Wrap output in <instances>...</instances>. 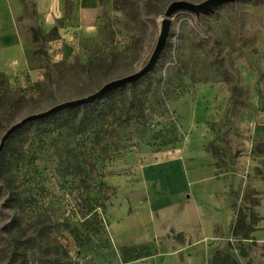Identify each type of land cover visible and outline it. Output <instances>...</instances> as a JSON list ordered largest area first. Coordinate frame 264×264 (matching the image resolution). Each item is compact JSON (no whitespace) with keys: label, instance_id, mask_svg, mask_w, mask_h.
Returning <instances> with one entry per match:
<instances>
[{"label":"rangeland","instance_id":"obj_1","mask_svg":"<svg viewBox=\"0 0 264 264\" xmlns=\"http://www.w3.org/2000/svg\"><path fill=\"white\" fill-rule=\"evenodd\" d=\"M172 1L99 0L98 12L72 34L64 57L51 37L32 42L35 17L25 3L19 29L30 47L10 71L0 70V138L27 115L85 97L142 68ZM173 19L165 52L148 81L138 89L127 87L112 101L118 108L136 91L157 86L164 109L150 98L151 128L115 126L110 117V136L76 137L71 129L51 132L50 120L31 123L15 137L18 154L0 165V264H169L165 256L155 258L152 243L129 244L126 234L114 237L110 228L124 225L134 205L155 194L147 158L182 148L191 103L212 96L223 97L226 112L225 122L210 126L212 139L203 147L213 175L224 183L216 197L229 205V211L225 204L221 210L228 226L223 250L235 249L241 258L240 252L253 246L231 234L239 211L261 220L262 194L255 184L264 181V162L253 153L258 143L247 132L264 111V0H242L199 20L185 13ZM42 131L48 134L37 138ZM166 235L184 243L181 233Z\"/></svg>","mask_w":264,"mask_h":264},{"label":"crops","instance_id":"obj_2","mask_svg":"<svg viewBox=\"0 0 264 264\" xmlns=\"http://www.w3.org/2000/svg\"><path fill=\"white\" fill-rule=\"evenodd\" d=\"M27 2L35 13V28L49 33L57 21H63L58 28L60 39L51 44L63 48V57L68 55L72 34L99 10L98 0H0V70L10 71L14 60L23 59L30 47L29 38L19 29ZM214 97L191 103L182 148L147 158L148 180L155 196L135 204L131 218L110 229L114 237L126 234L129 244L152 243L155 258L165 256L169 264H215L213 258L223 251L230 253L236 264H264V181L255 184L262 194L258 209L261 220L249 239L242 241L253 246L248 245L242 258L237 257L235 249L223 250L228 226L221 213L225 203L216 195L225 191L224 183L213 175L209 165L212 160L203 150L212 139L210 126L225 122V100ZM254 122L247 134L257 141L253 153L264 162V111L257 113ZM225 205L229 211V205ZM171 231L174 235L181 233L184 243L178 244L179 239L171 236L168 239L166 234ZM162 238L165 242L159 244L157 240Z\"/></svg>","mask_w":264,"mask_h":264},{"label":"trees","instance_id":"obj_3","mask_svg":"<svg viewBox=\"0 0 264 264\" xmlns=\"http://www.w3.org/2000/svg\"><path fill=\"white\" fill-rule=\"evenodd\" d=\"M99 1V0H98ZM126 2L127 0H123ZM25 7V5H24ZM31 15L34 18L35 13L31 8ZM61 21H57L56 25L51 29L49 33H45L41 30V28H34L31 30L33 32L32 42H37L38 39L43 41H49V37L52 40H58L57 32L60 29ZM59 28V29H58ZM149 76V75H148ZM147 76V77H148ZM145 77L144 79L134 83L130 87L133 89H138L142 86L145 81L147 82L148 79ZM126 88H118L114 91H111L106 95V97L94 104L85 105V107L69 109L62 112H59L50 118L41 120L36 122L35 124H43L47 121L53 120V127L50 129L51 132H58L66 129H71L76 137L81 136L88 133H93L96 136L105 137V135L110 136L111 134L108 133L107 129L110 117L113 118V123L115 126L119 125L122 126L124 124H138L143 127L151 128L150 122L146 119L147 113L151 111V99L156 100V105L160 110L164 109V104L161 101L160 96L157 95L158 87L152 86L148 87L145 86L144 89L136 91L133 95L119 104L118 108H112V101L119 95L122 96L126 91ZM146 90V91H145ZM151 94L152 97H149ZM125 96H123L124 99ZM21 100H17L14 102H20ZM78 113H83L80 118H77ZM67 114H74L73 120H66L64 118ZM111 124V123H110ZM111 127V126H110ZM27 129V126L22 128L21 130L17 131L13 134L10 139L7 141L5 149L0 156V165H3L8 161L11 157L13 158L14 154H18L16 146H18L15 137L19 138L22 135V132ZM45 133L48 132H38L36 134L37 138H41ZM64 159L66 157L64 156ZM255 214H250L248 217L244 215L242 212H238L236 216V221L234 228L232 230V237L237 239L238 241H244L249 239V235L254 230V226L257 223V219L254 216ZM16 240H12L10 243L11 248H15ZM240 256L246 257L244 251L240 252ZM232 257L229 255H219L216 254L213 258V263L215 264H236V262L231 259Z\"/></svg>","mask_w":264,"mask_h":264},{"label":"water","instance_id":"obj_4","mask_svg":"<svg viewBox=\"0 0 264 264\" xmlns=\"http://www.w3.org/2000/svg\"><path fill=\"white\" fill-rule=\"evenodd\" d=\"M242 0H203L199 3H192L185 0H175L170 2L159 21V34L154 46V49L147 61V63L140 68L138 71L129 74L125 77L117 78L110 80L104 83L98 90L94 93L89 94L85 97L74 99L71 101H65L58 103L45 111L27 115L17 122L10 125L6 131L2 134L0 138V156L3 153L7 141L10 137L15 134L17 131L21 130L25 126L38 122L51 116L69 109L85 107V105L94 104L106 97L108 93L114 91L118 88L130 87L134 83L144 79L150 75L155 69L157 63L159 62L161 55L165 52L167 47L169 37L172 29V20L173 18L181 13L189 14L192 17H195L196 20H199L201 15L212 11L214 9L223 7V6H234L236 3Z\"/></svg>","mask_w":264,"mask_h":264}]
</instances>
